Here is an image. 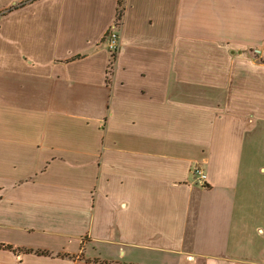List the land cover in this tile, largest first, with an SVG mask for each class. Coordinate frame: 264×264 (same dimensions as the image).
<instances>
[{"label": "crops", "instance_id": "1", "mask_svg": "<svg viewBox=\"0 0 264 264\" xmlns=\"http://www.w3.org/2000/svg\"><path fill=\"white\" fill-rule=\"evenodd\" d=\"M117 2L0 0V264H264V0Z\"/></svg>", "mask_w": 264, "mask_h": 264}, {"label": "built area", "instance_id": "2", "mask_svg": "<svg viewBox=\"0 0 264 264\" xmlns=\"http://www.w3.org/2000/svg\"><path fill=\"white\" fill-rule=\"evenodd\" d=\"M103 41H104V44H105L111 58H114V56L118 50V47H119V36H118L117 22H115V24L106 33ZM194 176H195L197 184H199L200 186H205L206 175L202 170L195 169Z\"/></svg>", "mask_w": 264, "mask_h": 264}, {"label": "trees", "instance_id": "3", "mask_svg": "<svg viewBox=\"0 0 264 264\" xmlns=\"http://www.w3.org/2000/svg\"><path fill=\"white\" fill-rule=\"evenodd\" d=\"M122 12H123V0H118V2H117V14H116L117 25H119V23H120ZM0 248H2V246H0Z\"/></svg>", "mask_w": 264, "mask_h": 264}]
</instances>
